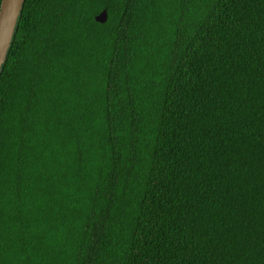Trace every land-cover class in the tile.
<instances>
[{
  "label": "trees",
  "instance_id": "1",
  "mask_svg": "<svg viewBox=\"0 0 264 264\" xmlns=\"http://www.w3.org/2000/svg\"><path fill=\"white\" fill-rule=\"evenodd\" d=\"M0 264H264V0H25Z\"/></svg>",
  "mask_w": 264,
  "mask_h": 264
},
{
  "label": "water",
  "instance_id": "2",
  "mask_svg": "<svg viewBox=\"0 0 264 264\" xmlns=\"http://www.w3.org/2000/svg\"><path fill=\"white\" fill-rule=\"evenodd\" d=\"M24 1L0 0V73L12 44ZM106 18V10H102L95 20L104 23Z\"/></svg>",
  "mask_w": 264,
  "mask_h": 264
}]
</instances>
